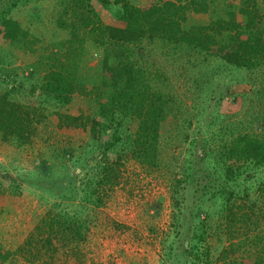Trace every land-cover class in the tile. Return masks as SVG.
I'll return each instance as SVG.
<instances>
[{
  "label": "trees",
  "instance_id": "obj_1",
  "mask_svg": "<svg viewBox=\"0 0 264 264\" xmlns=\"http://www.w3.org/2000/svg\"><path fill=\"white\" fill-rule=\"evenodd\" d=\"M18 1L0 0V43L31 50L38 38L12 14ZM210 1L59 0L55 23L69 36L49 42L60 55L48 56L25 101L10 98L9 89L0 91V137L27 143L38 125L50 120L76 141L77 170L53 182L58 199L14 248L0 245V264L12 254L32 264L47 263L58 247L78 250L100 219L118 227L101 209L108 191L118 183L125 159L159 165L160 134L171 122L173 130L186 124L181 139L188 157L169 187L173 221L171 233L160 239L164 264H264V235L251 232L264 223V173L254 195L248 194V180L264 168V135L231 125L213 128V117L205 121L203 110L214 99L206 77L195 78L204 94L194 112L179 117L178 111L187 108L153 86L151 71L141 62L147 46L159 41L188 47L204 59L255 66L264 56V31L253 23L254 0H225V6L237 8L211 16ZM196 16L205 21L185 23ZM86 38L102 49L90 82L77 74ZM77 95H86L95 110L73 104ZM47 102L53 107L45 111ZM172 103L173 118L168 116ZM210 235L218 246L209 243Z\"/></svg>",
  "mask_w": 264,
  "mask_h": 264
},
{
  "label": "rangeland",
  "instance_id": "obj_2",
  "mask_svg": "<svg viewBox=\"0 0 264 264\" xmlns=\"http://www.w3.org/2000/svg\"><path fill=\"white\" fill-rule=\"evenodd\" d=\"M209 3L210 16L227 8H237L236 4L225 6V0H211ZM16 6L12 14L38 41L31 50L0 43V91L9 89L10 98L25 101L29 95L28 88L38 82L45 71L48 56L56 52L60 55L49 42L68 38L69 35L55 23V14L61 6L59 0H20ZM254 10L253 23L264 31V0H254ZM196 21L205 20L196 16L185 23ZM101 54V47L86 38L79 55L78 77L89 82L94 79ZM141 62L151 71L149 76L153 86L166 91L187 108L186 112L183 109L178 111L179 117H188L194 112L192 108L204 94L195 78L203 80L206 77L214 99L203 110L205 121L213 117L216 120L213 128L231 125L264 135V56L255 66L238 67L219 58L204 59L188 47L172 48L155 41L147 46ZM155 72L161 74L152 76ZM73 101V104L95 110L94 103L86 95H77ZM45 105V111L53 107L51 102ZM170 110L168 116L173 118V103ZM184 127L185 123H180V128L176 130H173V122L163 125L158 166H148L131 158L124 160L119 181L108 191L101 207L118 227L100 219L101 222L91 226L87 239L79 244L78 250L70 252L58 247L51 261L43 264L167 263L160 239L164 233H171L172 228L171 180L178 174L180 163L188 157L187 145L181 139ZM75 142L73 136L57 129L50 120L40 123L36 134L27 143L0 137V181L4 182L0 185L1 246L14 248L50 203L58 199L52 194V184L57 180L64 181L67 171L77 170L74 158L79 151ZM215 143L216 138L209 141L208 147ZM65 147L68 152L64 151ZM263 173L264 168L248 180L249 197L254 195L253 190ZM213 222L214 219L211 224ZM251 232L264 235V223ZM208 241L216 246L220 244L215 235H210ZM254 248L253 243L249 245L250 250ZM44 259L48 257L44 256ZM4 264L32 263L19 254H12Z\"/></svg>",
  "mask_w": 264,
  "mask_h": 264
}]
</instances>
